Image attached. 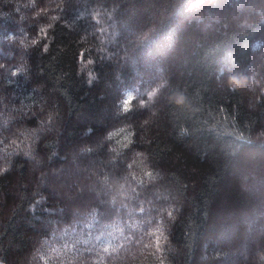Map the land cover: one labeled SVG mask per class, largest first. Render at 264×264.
<instances>
[{
    "label": "trees",
    "instance_id": "16d2710c",
    "mask_svg": "<svg viewBox=\"0 0 264 264\" xmlns=\"http://www.w3.org/2000/svg\"><path fill=\"white\" fill-rule=\"evenodd\" d=\"M229 1L257 9L239 24L218 13L209 31L191 19ZM166 36L174 52L158 59L161 80L145 83L135 52ZM263 50L264 0H0V263L221 262L219 225L264 207V192L239 186L252 167L264 180ZM251 67L258 78L241 81ZM72 160L97 162L105 196L126 186L132 218L115 213L117 199L76 191L68 201L41 183V169Z\"/></svg>",
    "mask_w": 264,
    "mask_h": 264
},
{
    "label": "rangeland",
    "instance_id": "374dc122",
    "mask_svg": "<svg viewBox=\"0 0 264 264\" xmlns=\"http://www.w3.org/2000/svg\"><path fill=\"white\" fill-rule=\"evenodd\" d=\"M216 7L217 8L214 11L215 13L213 14V16H210V14H208V10L203 9L204 16L201 13L203 10H198L197 12L195 11L190 14L191 19L194 18V20L197 21L200 29L209 31L218 25L220 21V18L217 16L218 13L230 14L232 17L231 21L235 24H239L245 22V16L247 13H250V15L252 16V9H257V6L253 8H251L250 6V8L246 7L247 9L244 10L243 8L245 6L242 3L236 1H229L227 2V4H218ZM179 15H181L179 16V24L183 25V23L189 21V17H187V14H185V12L183 14L179 13ZM113 21L114 20H111V22ZM123 27V31L131 35L132 37L137 38L140 36L142 37V39H144L147 36V32L141 30L140 28L133 29L128 26ZM112 32L113 39L120 35L119 31L116 30V26L114 28V31ZM175 46L176 42L172 38V36H166L163 37V39L154 41L152 44H145L139 47V52H135V55H137V60L134 62V65L138 66L139 69L144 73H137V77L143 82L145 81V83H149V80L153 79L154 77L158 80H161L163 73H161L162 66H160L159 62L161 60L169 58L170 54L174 52ZM5 53H7L8 56H12L14 52L9 50ZM111 54V52L108 54L109 58ZM255 57L259 60H264V50L256 54ZM159 58H161V60H158ZM224 64V70L226 72L234 71V65L231 63L230 59H226L224 61ZM253 70L254 69L251 67L239 74L241 81L245 82L247 78L254 80V77H252V75H254L255 78H258L257 74H259V72L256 71V74ZM256 80L253 81L254 84L258 82ZM115 112L118 113V108L115 110ZM112 117L113 116H111V118ZM6 125L7 124L5 123V126ZM12 129L13 131H16L14 128ZM34 160L36 162L35 164L38 165L39 161L37 157H35ZM97 167V162L93 163L92 160H90V162L86 165L85 163L81 165V163H76L72 160L70 163L66 164L65 168L61 169L60 171L56 170L52 172H46V169L43 168L41 169V183L52 188L53 190L54 188L58 189L62 196H64V198H66L68 201H71L73 199L76 191L78 193L83 191L92 192L94 197L96 199H99L101 196H105V194H107V189L111 188V186L109 184H107L106 186L105 184H103L102 177L96 173L95 169H97ZM252 168L254 169V171L256 168L261 169L258 166ZM253 169L247 170V174L249 173V178L246 179L243 176L241 178V183L239 184V186H242V183H244L246 187H243V189H246L247 193L249 192L251 195L260 196L264 192V180L261 179L258 173H255ZM116 186L117 192L114 193L113 199L112 197H105H107V200H109L110 204L113 203L114 199H117V201H119L114 205L116 207L115 213H117V215L120 214L119 210L121 211L123 207H126L128 210V215L130 216V218H132L135 210H133L131 207V209L127 207L126 203L124 202V200H129L131 198L130 195L125 194L128 193L126 191L127 187L124 186L122 187V189L120 188L119 183H116ZM122 190L124 192H122ZM85 204L86 203H74L73 206L78 207L84 206ZM58 215L61 216V213H59ZM112 215L113 214H111L110 216L113 217ZM219 216H222V214L217 215V217ZM89 221L90 226H93V224H95L96 222L90 218ZM77 226H80L78 229L82 228L84 230L85 227L87 228L85 222H80ZM109 234L110 236H113L112 232H110ZM263 241L264 207H262L260 210L254 211L253 213H251V215L241 214L239 216L233 217L232 220L229 219V221L222 222L221 225H219L218 232L216 233L215 237H213V244H215L217 247H227V249H229V253L228 255H226V257L222 258L221 262H218L217 264H246L250 260L256 263L263 264L264 259L261 255V253L264 252V250L261 249ZM204 257L207 258L206 255H204ZM205 258L203 259L205 260ZM21 264H29L27 258H23Z\"/></svg>",
    "mask_w": 264,
    "mask_h": 264
},
{
    "label": "snow or ice",
    "instance_id": "6c2138e0",
    "mask_svg": "<svg viewBox=\"0 0 264 264\" xmlns=\"http://www.w3.org/2000/svg\"><path fill=\"white\" fill-rule=\"evenodd\" d=\"M44 35H46V32L44 33ZM9 38H10V39H15V36L12 35V34L10 33V34H9ZM33 43L35 44V43H37V41L34 40ZM47 50H48L47 45H45V47H44V51H47ZM81 59H83V56H81ZM0 67H2V66H0ZM17 74H18V73H17ZM149 95H152V93H149ZM132 99H133V97H132ZM130 108H131V100H129V101L124 105V110H125V111H129ZM3 171H7V169H3ZM147 175H148L149 177H151L152 173L149 172V173H147ZM140 211L143 212V209L141 208ZM156 246H157V248L160 247V242H159V241H156Z\"/></svg>",
    "mask_w": 264,
    "mask_h": 264
}]
</instances>
